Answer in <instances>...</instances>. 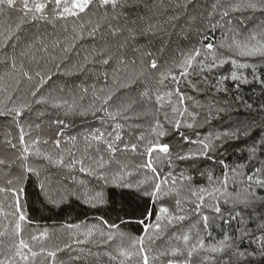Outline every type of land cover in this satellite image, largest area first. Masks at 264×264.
<instances>
[{
    "label": "trees",
    "instance_id": "obj_1",
    "mask_svg": "<svg viewBox=\"0 0 264 264\" xmlns=\"http://www.w3.org/2000/svg\"><path fill=\"white\" fill-rule=\"evenodd\" d=\"M236 2L238 0H121L123 7L118 6L117 8V11L121 13L119 18L110 19L111 9L109 8V19L105 20L103 19L104 9L99 8V0H95L85 13L66 18L55 17L51 0H29V5L33 9L36 3L46 4L45 18H41V15L37 13L35 14L36 19H32L33 14L28 13L26 22L22 24L20 30L14 33L7 44L3 43V35H0V101H4L8 92H11L12 100L17 104L30 102L33 100L31 92L37 88L36 98L56 97L71 101L72 94H76L77 97L83 95L82 100L77 99V108L67 115L63 108L58 109L52 107L51 104H35L34 102L31 110L24 111L19 124L12 116L0 115V159L7 162L6 165L0 166V186H6L7 181L12 179V187L24 189L19 197L22 210L27 217L22 224V237L30 240L32 235L47 232L48 237L42 242L44 247L61 249L57 252L55 264H142L139 254L130 259L119 256L118 248L121 245L119 233H124L126 237L132 239L145 236L143 225L138 221L141 218L140 211L146 205L151 207L150 198L143 195V188L151 190L154 174L146 168L137 167L147 160L146 155L140 154L143 151V144H141L140 152L137 153L130 150L124 151V149L125 145L137 143L140 136L145 137V142L154 139L151 126L157 118L161 120L167 131V135L160 138V141L169 145L171 158V166H169L168 157L159 154L161 159L155 164L159 170L157 174L162 180L168 177L177 178L176 187L179 189V196L173 193L164 198L162 203L174 212L176 199L189 197V200L184 201L188 219L182 222V228L185 231L189 228L193 229L192 243H195L197 239V231L203 229L200 214L203 213L211 218L216 213L207 207H202L201 212L197 213L195 204L191 202L195 198L191 197L190 189L194 186H208L207 173L209 171L214 177L223 179L225 166L232 168L236 165H247L245 168L238 169L247 175L251 174L255 167H259L260 161H264V154H258V159L253 162H249L248 159V148L264 136V128H262L264 111L260 107L264 104V87L255 82L238 84L230 78L223 85L227 88L226 92H216L215 88L210 86L216 83L217 76H230L233 70L230 60L223 68L204 72L203 76H208L209 84L202 82L203 76L194 74L191 81L197 83L199 91L194 90L188 81L181 78L179 88L186 98L184 105L178 103V97L175 95L176 84L172 82L170 76L165 80L164 86L158 83L160 73H166L169 67H172L174 74L179 76V69L174 66V62L181 59V53L188 52L194 46L201 47L203 43L208 42L217 45L222 56L237 59L241 63H262L258 57H239L234 55V52L227 46L219 47L221 42L225 45L231 42V33L227 32L228 21L231 22L232 28L244 34L259 29L264 24V13L251 10L230 13L229 17L223 20L217 11L211 19L209 18L214 4L219 3L223 7ZM21 8L22 0H19L15 9L6 10L5 14L0 15V33L9 27L15 28L24 16V13L19 11ZM218 20L224 24V27H217L214 32H206L210 23ZM97 23L101 25L100 28L94 34L89 35ZM149 24L159 27L153 32L141 34ZM80 25L84 26L83 31ZM113 28H120L121 31L113 35ZM130 30L136 32L134 39H128ZM205 34L208 40H203ZM29 44L33 45L30 49L27 48ZM121 44L125 46L120 47ZM44 45H47V52L41 51ZM69 46H71L70 51L65 53L63 49ZM136 49H141V51L137 52ZM22 50H27L28 55L21 57ZM147 52L152 55L142 65L140 57ZM86 54H90L91 62L85 64L84 71H80L78 65ZM13 58L17 65L16 70L11 67ZM121 58L128 61L135 59L137 61L136 71H140L143 67L145 72L137 83L127 88L121 86L127 82L129 75V71H125L119 64ZM152 58L157 60L158 70H150L146 66L150 65ZM103 59H109V63L103 64ZM21 63H23L24 70L30 71L33 75L31 81L24 78L19 71ZM117 69L120 70L115 71ZM37 71L41 72L45 78L43 84H39L40 77L35 76ZM241 71L249 80L252 79L250 68ZM259 73L264 78V67L259 69ZM17 78L21 80L18 88ZM85 88L88 89L86 94L82 91ZM93 89L97 92L100 89L114 91L113 100L109 102L112 110L121 105H129L125 113L127 119L120 118L119 121L123 125L120 131L121 140L116 141L118 151L111 157V160L113 168L117 167L116 162L128 166V171L132 174L125 179L134 185L133 188L103 186L102 181L98 185L93 175L79 171V165L70 171L66 167L49 163L43 156H36L32 151L38 148L41 152L55 154L57 151L71 149L79 155H85L84 150L87 147L85 137L88 134L96 131L112 132L115 125L106 113L94 114L90 110L93 103ZM169 91L173 93L171 97L165 95ZM145 92L148 94L143 95ZM157 93L163 97L160 103L156 100ZM237 96L241 99H237ZM187 97H192V99L188 100ZM246 103L252 104L253 108L247 109ZM213 105L215 107L210 108ZM173 107H187L189 111L198 113L195 126L193 128L182 126L177 130L174 127V119L179 117L172 112ZM216 108H224L225 111L217 112ZM165 113L168 114L169 119L173 120L172 125L164 119ZM185 119L192 122L190 118L185 117ZM58 120L63 123H57ZM247 125L252 128L250 136L227 140L222 145L218 143L217 148L208 157H201L195 161L178 159L179 156L195 151L198 147L195 143L185 142L183 136L195 142L204 139L209 134ZM21 126L24 128L25 145L19 144ZM72 137L77 139L72 141L70 139ZM37 140L39 142L34 144L33 141ZM56 140L61 141L59 150L55 148ZM7 141L15 144L16 148H13ZM25 146L30 148L27 162L39 171V175L25 174L24 179L16 183L15 178L22 173V162L19 155ZM95 148L96 144L93 142L92 149L87 155L95 156L97 159L99 155H103L105 159H109L106 152L98 154ZM5 173L8 174L5 175ZM181 173L190 176L191 182L181 183L178 179ZM145 179L147 183L138 191L135 185ZM244 179L246 181V176ZM171 184L172 180L169 179L168 185L164 187L168 188ZM245 186L246 183L233 184L231 182L228 185L230 191ZM85 187L93 194L102 189L105 203L93 207L74 195L62 199L67 193L83 192ZM9 196L10 194L0 193V202L3 204L0 208V231L5 232V235L0 236V260L7 258L8 249L13 243H18L20 238L17 237L14 240L11 235L15 222L11 213L15 209L8 206L14 204V199L8 198ZM205 200L215 203V201H209L207 196ZM220 203L226 215L230 205H224L223 201ZM112 224L116 227H107ZM216 224L220 227H216ZM69 225H79L81 232L86 228H93L94 235L87 238L79 236L75 234L77 232L75 228L71 230L68 228ZM179 227L170 228L169 234L176 232ZM222 227H226L223 221H216L213 224L211 230L217 239L223 236L220 231ZM232 227H236L235 223ZM100 230H103L104 236L100 235ZM109 233L113 236L111 240L107 239ZM201 234L207 236L202 231ZM77 239L84 242L76 243ZM205 242L207 244L208 239ZM130 243L129 239H125L123 246L129 248ZM65 245L68 246L65 247ZM139 246L137 243L133 251H136ZM144 246L153 248V251L148 253L150 264H166L167 258L152 261V257L166 246V240H157L154 245H149L145 236ZM35 250L39 251V248ZM24 252L27 254L26 249ZM204 255L212 256L213 254L201 251L199 255H194L192 264H212V261L204 262ZM43 259L44 257H38L35 264H41ZM221 259L223 257L216 255V264H219ZM15 260L16 264H24L18 257ZM48 264H53L52 258H48Z\"/></svg>",
    "mask_w": 264,
    "mask_h": 264
},
{
    "label": "snow or ice",
    "instance_id": "obj_2",
    "mask_svg": "<svg viewBox=\"0 0 264 264\" xmlns=\"http://www.w3.org/2000/svg\"><path fill=\"white\" fill-rule=\"evenodd\" d=\"M19 0H0V15L5 14L6 10H12L16 8ZM95 2V0H71L69 4L67 0H51L52 3V12L56 18H66V17H76L80 13H85L86 10L90 9V5ZM118 6L123 7L121 0H99V8L104 9L103 19H109L108 9H111L110 19L116 20L121 15L117 11ZM179 7V5H177ZM46 4L45 3H36L33 7H30L29 0H22V8L19 11L24 13V16L21 17L20 22L15 25V28L9 27L0 35H3V43L7 44L8 41L12 38L14 33L21 29L22 24L26 22V16L28 13H32V19H36L35 14H40L41 18L44 17ZM251 10L252 12L264 13V0H238L236 3H230L226 6H221L219 3L213 5V11L209 13V18L219 11L221 20L226 17H229L230 13L240 12ZM91 23V21H89ZM133 23H135L133 21ZM227 32L231 33V42L225 45L221 42L219 47L227 48L234 52V55L239 57H258L261 59L262 63H241L237 59L229 58L226 56L220 55L217 45L212 42L203 43L201 47H193L186 53H181V59L178 62H174V66L179 69V76L174 74L173 68L169 67L167 72L160 73V80L158 81L159 85L164 86L165 80L170 76L172 82L176 84L175 95L178 97L179 105H184L185 96L181 93L179 85L182 82L181 78L184 81H188L191 87L194 90L199 91L197 83L191 81V77L195 74L198 76H203L204 72L207 70L211 72L213 69L223 68V66L229 63V60L232 65V71L230 76L221 75L216 77V83L210 85L215 88L216 92H226L227 88L224 87V82L227 79H231L238 84H250L258 83L264 87V78H262L259 73V69L264 67V24H262L259 29H254L248 34L239 32L238 30L230 26L231 22L228 21ZM100 24L97 23L95 27L91 29L89 35L94 34L99 28ZM111 27V25H109ZM83 25H80L81 31H83ZM159 26L149 24L147 28L143 30L141 34L147 32H153L157 30ZM217 27H224V24L220 20L215 23H210L209 29L207 31L214 32ZM75 31V29H74ZM121 31L120 28H113L112 34L117 35ZM136 32L134 30L129 31L128 39H134ZM227 36V33H226ZM203 40H208L207 34L203 36ZM57 43L58 42H54ZM124 44H121L120 47H124ZM15 47V45H13ZM33 45L29 44L28 49L32 48ZM71 46L65 47L63 51L67 53L70 51ZM214 49H217L214 51ZM43 52H47V45H44L41 49ZM137 52H140L141 49H136ZM28 55L27 50H22L20 53L21 57ZM152 54L150 52L145 53L140 57V63L145 64L148 57ZM34 58V57H33ZM110 59V58H109ZM109 59H103L102 63L107 65ZM91 58L90 54H86L83 57V61L78 65L80 71H84L85 64L90 63ZM119 64L123 66L125 71H129L127 77V82L122 84V87H130L131 85L137 83V80L142 78L145 75L144 68L142 67L140 71H136L137 61L125 60L121 58ZM150 70H158V62L155 58L151 59L150 65H146ZM13 70H16L17 65L15 63V58L11 65ZM197 68L199 71L197 72ZM251 69L252 79L249 80L243 69ZM117 69L115 71H119ZM19 71L22 73V76L28 81L33 79V75L30 71L24 70L23 63L20 65ZM35 76L40 77L39 84L45 82L43 74L39 71L35 73ZM203 83L209 84L208 76H203ZM21 80L16 79L17 88L20 86ZM38 90V88H37ZM37 90L31 92L33 98L30 102H22L17 104L12 100V93L8 92L4 101H0V115L3 116H12L17 124L20 122L25 110H31L32 103L35 104H51L54 108H63L65 110V115L72 113L77 108V99H83V95L77 97L76 94H72L71 101L62 98H46L37 96ZM6 91V89H5ZM84 94L88 92V89L85 88L82 90ZM145 92L143 95H147ZM93 103L90 106V110L93 113L105 112L108 118L114 123L115 127L112 132L96 131L88 134L85 137V142L87 147L85 148V155H79L76 152H73L71 149H66L65 151H57L55 154L49 152H41L38 148L32 149L36 156H43L45 160L49 163L66 167L70 171L75 169L79 165V171L81 173L87 172L90 175H93L97 184L102 181L103 186H116L121 188H133L134 185L127 182L125 177L131 175L132 173L128 171L127 165L119 164L116 162L117 167L113 168L111 157L115 155L118 151L116 146V141L121 140L120 131L123 128V125L119 122L120 118L127 119L125 113L129 105H121L115 110H112L109 107V102L113 100L115 95L112 89H100L97 92L96 89L92 90ZM168 97H171L173 93L171 91L165 93ZM237 99L241 97L237 96ZM188 100H191L192 97H187ZM156 100L158 103L162 102L163 97L157 93ZM11 102V106H9ZM211 107H215L210 106ZM245 107L249 110L253 108L252 104H245ZM261 110L264 111V104H261ZM160 111V109H157ZM217 112L225 111L224 108H216ZM172 112L175 116L179 118L174 119V127L179 130L182 126L187 128H193L195 126V121L198 117V113L189 111L187 107L179 108L173 107ZM211 111L209 112V116ZM190 118L192 122H188ZM164 119L168 122L169 125L173 124V120L169 119L168 114H164ZM57 123H63V121L58 120ZM264 128V126H262ZM151 132L154 134V139L148 140L145 142V137L140 136L137 143H131L130 145H125L124 151L130 150L133 153L140 152L141 144H143V151L140 152L142 156H147V160L144 164L138 165L137 167H142L148 169L151 173L154 174L153 185L151 190L148 188H143V195L150 198L151 207L147 205L140 211L141 218L138 223L143 225L145 236L149 245H154L157 240H166V246L161 248L157 255L152 257V261L159 260L160 258H167L166 264H192L194 255H199L201 251L211 253L212 256L204 255V262L212 261V264H216V255L223 257L220 260L219 264H264V161L259 162V167H255L254 171L251 174H245L243 171L238 169L245 168L247 165H236L232 168L225 166V172L223 179L219 177H214L213 173L209 171L207 173L208 186H199L192 187L190 189V194L192 198H195L191 202L195 204V211L197 213L201 212L202 207H207L212 209L216 215L209 217L203 213L200 214V219L203 222V229L197 231V239L195 243H192V228H189L187 231L183 230L182 222L188 219L186 214V209L184 207V201L189 200V197H184L183 199H176L175 201V211H171L168 206H165L162 201L164 198L175 193L179 196V189L176 187L177 178H164L163 180L157 174L158 168L155 166L156 162L161 159L159 154H164L165 157H168L169 166H171V158L169 154V145L167 143H162L160 138L167 135L164 124L159 118H157L154 124L151 126ZM252 128L250 125L243 127H236L232 130H226L221 133L209 134L202 140L192 142L188 139L187 136H183L185 142L195 143L198 145L195 151H189L188 153L181 155L178 159L181 160H191L195 161L201 157H208L209 154L214 151L218 143L222 145L227 142V140L240 139L242 136H250ZM72 141H75L77 138H70ZM39 141H33L34 144ZM93 142L96 144L95 151L99 153L106 152L109 155V159H105L103 155H99L97 159L95 156L87 155L90 149H92ZM11 144L13 148H16V145L11 141H7ZM47 143V142H45ZM19 144L25 145V133L23 126L20 127V136ZM103 146V147H101ZM55 148L61 149V141H55ZM30 148L25 146L21 149L19 159L21 160L22 173L15 178V182L19 183L24 179L25 174L36 173L39 175V171L32 167L28 161V153ZM249 153V162L256 161L258 159V154H264V136L252 144L248 148ZM90 161V163H87ZM87 163V166H85ZM223 163V161H221ZM7 162L4 159H0V166L6 165ZM9 167H11L9 165ZM8 173H5L7 175ZM204 175V173H201ZM246 176V181H245ZM172 180L170 187L165 188L164 186L168 185V180ZM181 183L191 182V177L186 176L184 173L180 174L178 178ZM233 184H245V187H238L232 191L229 190V183ZM147 183V180L139 181L135 187L138 191L142 189V186ZM13 180L9 179L6 186H0V193L10 194L8 198L14 199V204H9V207H14V212L11 215L15 218L14 228L11 233L13 239L20 237L18 243H13L12 247L8 249L7 258L0 260V264H16L15 258L18 257L20 261H23L24 264H35L38 257H44L41 261V264H48V258H52L53 264H55V257L57 252L61 251L59 247L47 248L44 247L42 242L46 241L48 234L47 232H40L38 235H32L29 239L22 237V224L27 220L25 213L22 210L20 203V195L23 193L24 189L20 187H12ZM74 195L79 199H83V202L96 207L105 203L104 192L101 189L100 191H95L94 194L91 190L85 187L83 192H70L67 193L62 199H66L67 196ZM207 196L209 201H215V203L206 202L205 197ZM220 201H223L224 205H230V208L225 215L222 211V205ZM3 207L2 202H0V208ZM135 211V210H134ZM216 221H223V224L226 227L220 228V231L223 233L222 238L217 239L212 232L213 224ZM106 224L107 222H103ZM235 223L236 227L233 228L232 224ZM254 225V227L252 226ZM175 226H180L176 232L169 234V229ZM108 228L116 227L115 224L107 225ZM196 227V226H194ZM216 227H220L216 224ZM68 228L71 230L75 228L77 232L75 234L83 236L85 238L92 237L94 235L93 228H86L84 231H80L79 225H69ZM206 233L207 236L201 234ZM103 230H100V235L104 236ZM5 235V232L0 231V236ZM121 245L118 248L119 256L130 259L134 255H140L142 258V264H150V259L148 253L153 251V248L145 247V236H140L136 239L131 237H126L124 233H119ZM107 239H113L111 233L108 234ZM129 239L131 241L129 248L123 246V241ZM206 239L208 243L206 244ZM83 240L77 239L76 243H83ZM175 242V243H173ZM137 243L140 245L136 251ZM182 244V246H181ZM68 245H65L67 247ZM4 247H7L4 245ZM39 248V251L35 250ZM27 250L25 254L24 250ZM227 254V255H225Z\"/></svg>",
    "mask_w": 264,
    "mask_h": 264
},
{
    "label": "rangeland",
    "instance_id": "obj_3",
    "mask_svg": "<svg viewBox=\"0 0 264 264\" xmlns=\"http://www.w3.org/2000/svg\"><path fill=\"white\" fill-rule=\"evenodd\" d=\"M67 2L70 4L71 3V0H67Z\"/></svg>",
    "mask_w": 264,
    "mask_h": 264
}]
</instances>
